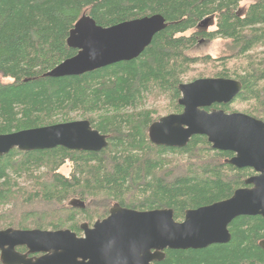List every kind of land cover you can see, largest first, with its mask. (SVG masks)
Returning <instances> with one entry per match:
<instances>
[{
	"label": "trees",
	"instance_id": "trees-1",
	"mask_svg": "<svg viewBox=\"0 0 264 264\" xmlns=\"http://www.w3.org/2000/svg\"><path fill=\"white\" fill-rule=\"evenodd\" d=\"M242 1L0 0V135L81 117L108 137L107 148L98 153L57 147L27 153L14 150L0 158L4 182L0 201L13 197L11 172H27L34 184L33 193L24 201L13 197L21 212L13 209L0 222L17 225L16 229L70 230L81 237V225L107 217L113 203L135 211L170 209L174 219L182 222L188 210L227 200L247 187L246 180L255 172L226 163L234 153L213 149L205 136L193 137L184 148L154 145L149 128L160 118L140 111L148 95L158 91L171 98L169 115L182 113L179 86L186 74L196 65L211 64L220 68L218 73L197 79H234L242 89L232 102L206 110L243 113L264 122V52L255 53L264 49V0L245 12L240 9ZM153 15H162L167 28L139 58L80 76L44 77L77 55L67 40L83 17L111 27ZM209 18L216 20V31L203 33L198 27ZM191 31L195 32L187 35ZM203 37L231 41L235 54L219 60L188 57L187 52ZM233 57L248 61L239 75L226 68ZM235 104L247 106L235 112ZM166 154L188 161L167 168L169 164L162 159ZM66 161L73 163L69 177L59 173ZM98 197L103 199L94 201ZM73 200L86 207L71 206ZM30 213L35 218L27 220ZM76 213L85 222L77 223ZM229 231L232 238L227 244L202 250L168 249L164 260L152 264H264L263 217H239Z\"/></svg>",
	"mask_w": 264,
	"mask_h": 264
},
{
	"label": "water",
	"instance_id": "water-1",
	"mask_svg": "<svg viewBox=\"0 0 264 264\" xmlns=\"http://www.w3.org/2000/svg\"><path fill=\"white\" fill-rule=\"evenodd\" d=\"M208 20L200 26H206ZM167 28L162 15L102 27L91 17L80 19L67 40L77 55L44 75L64 78L84 75L111 65L129 62L152 44ZM239 81L201 78L179 86L180 114L162 117L149 128L151 142L168 148H184L195 136H205L213 149L232 152L226 163L237 169H253L247 187L227 200L188 210L182 222L170 209L135 211L116 204L108 218L81 227L83 236L70 230H13L0 232L3 264H152L165 259L166 250H202L231 241L230 224L242 216L264 218V122L243 113L206 109L232 102L240 93ZM107 137L79 120L0 135V157L13 149L44 151L62 147L70 151L101 152ZM75 207H85L73 201ZM5 246H9L5 249ZM26 246L28 258L15 252ZM264 250V240L260 242Z\"/></svg>",
	"mask_w": 264,
	"mask_h": 264
},
{
	"label": "rangeland",
	"instance_id": "rangeland-1",
	"mask_svg": "<svg viewBox=\"0 0 264 264\" xmlns=\"http://www.w3.org/2000/svg\"><path fill=\"white\" fill-rule=\"evenodd\" d=\"M257 1L259 0H243L240 4V9L245 12L250 5H252L253 3ZM215 29L216 28L213 26L210 28V31H213ZM194 32L195 31H191L187 33V35H191ZM234 52L235 51H233V45L231 41L223 40V39H215L213 41H205V42L198 43L192 50H189L186 55L190 58L210 57L211 59L219 60L222 58L230 57L231 55L235 54ZM263 52H264V49H258L255 53L261 54ZM247 62L248 61H246L245 58L241 59L239 57H233L227 61L226 68L229 69L231 73L233 74L238 73L239 75L242 70V65H244ZM219 69L220 68H218V66L211 65V64L196 65L192 67L189 70L190 72L186 74V78L184 79V82L188 83L195 78L196 79L199 78L201 75H205V76H210L211 74L215 75L218 73ZM153 92L152 94L148 95V97L143 101L140 111H148L152 113L155 119L169 115L173 109L172 108L173 103L171 101L169 94H162L158 91H155L154 93ZM246 106H247L246 104H235L233 106V111L242 112L243 110L246 109L245 108ZM77 120H83V118L79 117L77 118ZM156 156L159 158V155H157V153H156ZM17 159L19 160L20 158L18 157ZM162 159L167 161L166 164H169L167 165V168L175 166V164H177L179 161L183 163L188 161L187 157L177 156L176 154H173V155L166 154L165 156H163ZM72 171H73V163L71 161H66L65 164L62 166V168L59 170V173L61 175H64L65 177H69L72 174ZM22 172L23 171L19 172L18 174L17 173L14 174L11 172L10 178L12 179V186L13 184H15V186L13 187L14 189H12L13 197L15 198L17 197L18 199L24 201L27 196L33 193L34 184L28 180V173L27 172L22 173ZM0 183L2 182L0 181ZM13 197H10V199H7V200L0 201V221L6 216L3 214V211H7V210L11 211L14 209L13 212H18V214L19 212H21L20 208L18 209L16 208L17 205L14 206L16 203V200L13 199ZM71 199H74V198H71ZM102 199L103 197H98V199H94V201H100ZM27 208L31 209L30 207H27ZM69 214L72 215L73 213H69ZM69 214H67V216H69ZM74 215H76L75 220L77 223L81 224L85 222V219L78 213ZM33 216H34V213L27 214V220H32V218H35ZM94 221H96V219L88 223L92 224ZM7 227L19 228L17 227V225L9 226V225H5L2 222H0V229H4ZM22 227H25V226H22ZM25 228L32 229L33 226H26Z\"/></svg>",
	"mask_w": 264,
	"mask_h": 264
},
{
	"label": "flooded vegetation",
	"instance_id": "flooded-vegetation-1",
	"mask_svg": "<svg viewBox=\"0 0 264 264\" xmlns=\"http://www.w3.org/2000/svg\"><path fill=\"white\" fill-rule=\"evenodd\" d=\"M215 27L216 28V20L214 19V18H209L208 19V23H207V25L206 26H199L198 28L200 29V31H202L203 33H211V32H214V31H216V29L215 30H213V31H210V28L211 27ZM205 41H209L207 38H205V37H203V38H201L200 40H199V43L200 42H205ZM165 117V116H164ZM162 118V117H161ZM160 118V119H161ZM159 119V120H160ZM158 120V121H159ZM157 122V121H156ZM155 123V122H154ZM14 150H18V151H20V152H25V153H27V151H21V150H19L18 148H16V149H13L12 151H14ZM68 150V149H67ZM11 151V152H12ZM70 151V150H69ZM10 152V153H11ZM29 152H33V151H29ZM10 153H8V154H10ZM8 154H6V155H8ZM6 155H3V156H6ZM3 156H1L0 158H2ZM2 183H0V189H1V185L4 183L2 180H0ZM72 202V201H71ZM117 204V203H116ZM115 203L113 204V207L116 205ZM112 207V208H113ZM111 208V209H112ZM110 209V210H111ZM10 210H7V211H3V214L4 215H7L8 214V212H9ZM109 215H110V211H109ZM108 215V216H109ZM108 216L107 217H105V218H103V219H96V221H94L92 224H88V223H86V224H88L89 225V227L90 228H93L94 227V225H95V223H97L98 221H103L104 219H106V218H108ZM8 229H13V230H22V231H25V230H37V229H16V228H13V227H7V228H4V229H0V232L1 231H5V230H8ZM38 230H41V229H38ZM9 248V246H5V249H8ZM15 249V252L16 253H18V254H21V255H26V256H28V258H38V257H41L43 254H32V253H30V250H29V248L28 247H26V246H17V247H15L14 248ZM1 256H2V250L0 249V264H3V262H2V260H1Z\"/></svg>",
	"mask_w": 264,
	"mask_h": 264
},
{
	"label": "bare ground",
	"instance_id": "bare-ground-1",
	"mask_svg": "<svg viewBox=\"0 0 264 264\" xmlns=\"http://www.w3.org/2000/svg\"><path fill=\"white\" fill-rule=\"evenodd\" d=\"M67 44H68V43H67ZM86 121H87V120H86ZM91 127H92V126H91ZM94 130H95V129H94ZM106 137H107V136H106ZM149 139H150V137H149ZM150 141H151V140H150ZM107 142H108V137H107ZM106 148H107V147H106ZM10 152H11V151H10ZM10 152H9V153H10ZM82 152H85V151H82ZM73 201H76V200H73ZM73 201H72V202H73ZM77 201H80V200H77ZM72 202H71L70 204H72ZM80 202H82V201H80ZM82 203H84V202H82ZM84 204H85V203H84ZM71 206H73V205H71ZM73 207H75V206H73ZM85 207H86V204H85ZM85 207H84V208H85ZM76 208L84 209V208H82V207H80V206H79V207H76ZM177 222H178V221H177ZM84 224H86V223H84ZM84 224H82V225H84ZM82 225H81V227H82Z\"/></svg>",
	"mask_w": 264,
	"mask_h": 264
}]
</instances>
